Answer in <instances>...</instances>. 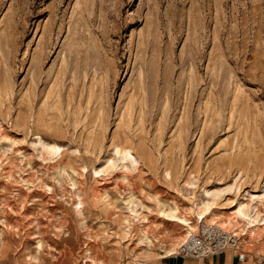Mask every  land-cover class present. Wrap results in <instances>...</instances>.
I'll return each instance as SVG.
<instances>
[{
	"label": "rangeland",
	"instance_id": "obj_1",
	"mask_svg": "<svg viewBox=\"0 0 264 264\" xmlns=\"http://www.w3.org/2000/svg\"><path fill=\"white\" fill-rule=\"evenodd\" d=\"M263 183L264 0H0V264H159L206 201L264 254Z\"/></svg>",
	"mask_w": 264,
	"mask_h": 264
},
{
	"label": "built area",
	"instance_id": "obj_2",
	"mask_svg": "<svg viewBox=\"0 0 264 264\" xmlns=\"http://www.w3.org/2000/svg\"><path fill=\"white\" fill-rule=\"evenodd\" d=\"M246 239L217 223L201 222L197 230L186 236L176 249L174 257L205 258L231 252L238 264H264V254L259 250L249 253Z\"/></svg>",
	"mask_w": 264,
	"mask_h": 264
},
{
	"label": "bare ground",
	"instance_id": "obj_3",
	"mask_svg": "<svg viewBox=\"0 0 264 264\" xmlns=\"http://www.w3.org/2000/svg\"><path fill=\"white\" fill-rule=\"evenodd\" d=\"M49 147V146H48ZM47 147V148H48ZM53 148V147H52ZM51 148V150L49 149V151H47V152H50V153H54V149L56 150V148H53L52 149ZM48 150V149H47ZM128 158V155H127V152H123V157H122V159H127ZM135 160V159H134ZM134 160H132L133 162H134ZM132 161H131V163H132ZM214 196H217V195H212L211 197H214ZM254 198H256V199H262V198H264V183H263V186H262V194L261 195H258V196H256V197H254ZM250 202H252V200H251V198H250V201H248V202H243V201H241V202H239L238 204H237V206H235V208H234V210H233V212L231 213L232 214V216H233V219L235 218L236 220H240L241 222H245L246 224H255V222H257V220H256V218L254 217V215L251 213L252 212V206L250 205ZM212 204H213V202L212 201H206V202H201V204H200V211L198 212V221L199 222H202L204 219H206V217L210 214V210H211V206H212ZM171 211V210H170ZM165 216H168V217H170V218H175V219H177V221L179 220L183 225H185L186 227H187V230H188V234L186 235V236H188V235H190L191 233H193L194 232V230H193V232L192 231H190L189 229H191V223L187 220V219H185V218H183V217H178V216H176L174 213H163ZM230 220V219H229ZM264 220V219H263ZM262 220V221H263ZM179 222V223H180ZM218 222V221H217ZM234 221H232V220H230V221H228V222H226V221H222V220H219V225L221 224L222 226H226L227 227V225H230V226H232V227H234L233 225H234V223H233ZM264 222V221H263ZM214 223V222H213ZM218 224V223H217ZM220 225V226H221ZM194 227V226H193ZM224 228V227H223ZM186 230V231H187ZM190 231V232H189ZM148 242V241H147ZM164 255H172L171 254V250H167V251H164V253H163ZM160 256V255H159Z\"/></svg>",
	"mask_w": 264,
	"mask_h": 264
},
{
	"label": "crops",
	"instance_id": "obj_4",
	"mask_svg": "<svg viewBox=\"0 0 264 264\" xmlns=\"http://www.w3.org/2000/svg\"><path fill=\"white\" fill-rule=\"evenodd\" d=\"M171 256V255H169ZM210 258L203 263L199 264H238L235 256L231 252H225L220 255L209 256ZM159 264H188L186 260L178 257L162 258L159 260Z\"/></svg>",
	"mask_w": 264,
	"mask_h": 264
}]
</instances>
